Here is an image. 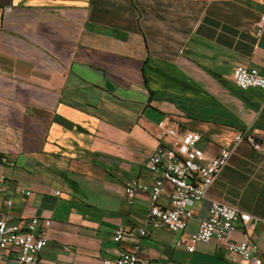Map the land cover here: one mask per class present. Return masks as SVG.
<instances>
[{
    "label": "crops",
    "instance_id": "obj_1",
    "mask_svg": "<svg viewBox=\"0 0 264 264\" xmlns=\"http://www.w3.org/2000/svg\"><path fill=\"white\" fill-rule=\"evenodd\" d=\"M263 13L264 0H0V219L50 220L40 264H102L136 244L141 264H230L214 241L187 251L212 200L250 215L230 241L257 244L264 264V152L233 142L264 146V90L232 79L264 76ZM161 122L197 133L205 162L231 156L183 231L140 238L151 201L124 190L153 181L146 164L173 141Z\"/></svg>",
    "mask_w": 264,
    "mask_h": 264
},
{
    "label": "built area",
    "instance_id": "obj_2",
    "mask_svg": "<svg viewBox=\"0 0 264 264\" xmlns=\"http://www.w3.org/2000/svg\"><path fill=\"white\" fill-rule=\"evenodd\" d=\"M11 7L3 8L6 16ZM256 36L260 38L264 32V13L255 24ZM234 84L241 90L257 88L264 90V76L255 69L236 67L232 73ZM166 136L173 139L170 147L159 146L151 155L146 169L154 175L149 184L130 181L124 190L127 203L132 205L139 193L149 196L151 206L141 227L137 229L140 238H146L152 230L166 229L177 233L186 228L191 219V207L207 198V194L222 169L228 164L231 152L221 149L216 157L204 161V154L197 147L200 136L194 132L178 134L164 122L158 124ZM234 144L246 143L253 150L264 152L256 136L248 132L238 133ZM165 184L172 187L170 206L161 208L157 202ZM29 195V193H26ZM58 195L59 193H55ZM4 207L12 206V201L5 200ZM251 222L250 215L242 213L236 207L212 200L208 209V217L202 221L198 230L189 238L188 253H193L199 243L216 242L225 247L230 264H263L259 257L260 247L251 242L233 243L230 236ZM50 220L32 218L23 224L9 223L0 219V264H7L6 258L14 255L11 264H40V253L47 246V232ZM125 234L120 227L114 233L113 241L119 243ZM140 245H133L130 250L121 251L113 259H105L102 264H141L139 258Z\"/></svg>",
    "mask_w": 264,
    "mask_h": 264
}]
</instances>
